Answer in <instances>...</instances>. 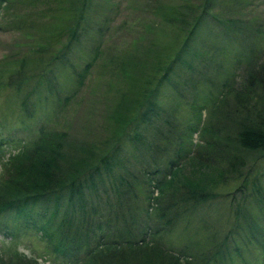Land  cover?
<instances>
[{
  "label": "trees",
  "instance_id": "trees-1",
  "mask_svg": "<svg viewBox=\"0 0 264 264\" xmlns=\"http://www.w3.org/2000/svg\"><path fill=\"white\" fill-rule=\"evenodd\" d=\"M6 1L0 0V9H4ZM92 1L69 2L70 17L62 27L66 31L63 33L66 42L50 53L49 58L41 55L33 61L34 67L42 71L37 75L36 85L48 83L46 88L51 91L56 68L71 71L70 77L74 78L76 86L83 85L98 52L97 48L88 51L82 45L90 32ZM212 4L213 0H202L199 14L185 24L188 28L177 27L172 41L177 52L173 58L165 63L158 55L149 68L144 67L132 76L130 95L121 96L107 116L109 135L100 146L80 143L69 133L42 127L34 140L9 154L4 161L0 150L3 173L0 220L10 215L30 217L39 209L44 219L51 208L47 222L40 219L31 227L39 233L40 239L52 246V251L64 264H218L234 232L229 229L217 237L202 225L201 230L207 232L205 239L192 241L197 235L193 230L204 220L202 211L206 204L219 199L223 202L228 199L229 204L237 196L243 201L253 196L257 205L264 204V189L258 184L262 175L257 171L258 164L264 160V53L259 54L254 47L243 54L237 50L239 56L235 62L239 65L246 61L247 68L235 86L232 85L234 76L219 87L205 82L206 99L212 102L206 121L202 119L203 110L199 109L198 120L187 130L156 127L160 109L156 99L163 87H175L170 78L179 76L183 52L194 43L207 18L215 19L210 13ZM174 21L183 22L172 11L165 22L174 24ZM219 23L228 34L235 35L241 29ZM181 32L184 33L180 40ZM61 36L57 32L53 38ZM73 48L90 55V62L79 72L74 71L67 57ZM185 66L190 68L188 63ZM46 72L51 78L45 79ZM35 90L22 100L20 107L25 114H29L26 99ZM215 95L219 97L217 102ZM192 110L196 108L192 106ZM194 134L199 137L196 142L191 139ZM132 162L139 166L136 173L142 174L141 177L128 171L127 164ZM150 166L154 169H149ZM120 170L127 173L122 174ZM231 183H235L232 190L223 192L221 187ZM250 183L251 194L247 193ZM138 196H143L148 203L149 209L145 210L148 219L138 218L141 211ZM113 209H120L122 214ZM152 216L155 217L153 224ZM58 218L56 229H50L47 225ZM178 223L183 224L182 235L187 244L174 250L167 247V242ZM247 224L254 232H250L254 239L249 241H254L264 258L263 230L256 221ZM65 225L77 227L71 229ZM84 225L83 237L79 230ZM25 226L28 227L26 222ZM191 227H194L192 231ZM234 229L244 230L242 226ZM97 233L98 242L85 248L79 258L77 254L85 245H90V239ZM237 256L243 258L239 252ZM255 261H258L257 256ZM0 264L39 263L13 250L7 256L0 254Z\"/></svg>",
  "mask_w": 264,
  "mask_h": 264
},
{
  "label": "rangeland",
  "instance_id": "rangeland-1",
  "mask_svg": "<svg viewBox=\"0 0 264 264\" xmlns=\"http://www.w3.org/2000/svg\"><path fill=\"white\" fill-rule=\"evenodd\" d=\"M72 1L75 0H7L4 9H0V150L3 161L9 154L16 153L27 142L34 140L42 127L48 131L69 133L73 140L80 143L100 146L109 135L107 116L121 96L130 95L132 76L144 67L149 68L158 55L165 63L174 57L177 51L172 41L175 40L177 27L187 29L185 24L199 14L202 2L93 0L89 15L90 32L88 39L82 40V45L88 51L97 48L96 59L83 85L79 87L74 78L70 77L71 71L69 73L56 68L50 91L46 88L48 83L36 85L37 75L42 71L34 67L33 61L41 55L49 58L50 53H54L66 42V36L63 35L66 31L62 27L70 17L67 7ZM172 11L184 24L165 22L166 16ZM210 13L215 19L207 18L194 43L183 52L179 76L172 75L170 78L176 88L173 85L163 87L156 99L157 107L160 108L157 128L187 130L198 120L199 109L203 110L202 119L205 120L206 116L208 119L212 102L206 99L205 82H213L219 87L234 76L232 85L235 86L240 83V76L247 68L246 61H241L239 65L235 62L239 56L237 50L243 54L245 50L254 47L259 54L264 53V0H213ZM219 22L231 29H235L234 25L241 29L235 35L228 34ZM57 32L62 36L53 38ZM183 33H180V40ZM67 57L76 72L81 71L91 60L90 55H83L77 48H73ZM187 63L190 68L185 66ZM48 78L51 77L47 73L45 79ZM33 89L37 91L27 97L29 114H25L20 105L24 96ZM218 100L219 97L216 102ZM192 106L196 110L193 111ZM191 139L196 142L199 137L194 134ZM133 164H127L128 171L141 177L142 174L136 173L139 166ZM149 169L153 170L154 166ZM1 171L0 166V179L3 175ZM257 171L262 175L258 184L264 189V160L258 164ZM119 172L127 173L123 170ZM234 185L231 183L221 189L223 192L231 191ZM251 190L250 183L247 193ZM156 195L154 192L153 196ZM138 198L141 210L138 218L148 219L145 215V210L149 209L148 203L143 196ZM227 202L228 199L224 202L219 199L206 204L202 211L204 220L195 229L191 227V231H197L192 241L205 239L207 232L201 230L202 225L217 237L230 229L234 233L226 243L228 250L217 263L264 264L260 248L254 241H249L254 237L247 224L256 221L264 233V204L257 205L253 196L245 201L237 196L229 204ZM159 203L163 204L161 200ZM115 210L122 214L120 209ZM51 211V208L46 211L44 219L39 215V209L33 211L30 217L14 218L10 215L0 220V254L7 256L9 252L18 250L29 258L37 259L39 264H64L58 254L52 251V246L40 239L39 233L31 227L33 222L40 219L47 222ZM154 220L152 216V224ZM54 221L47 225L53 230L59 218ZM236 226H242L244 230H235ZM64 227L76 229L77 226ZM182 227L180 223L175 226L167 247L178 250L186 246ZM84 229L86 225L79 230L83 237ZM99 239L97 233L94 239H90V245H85L81 253L77 254L78 257L82 258L85 248L93 247ZM237 252L243 258L237 256ZM255 256L258 261H255Z\"/></svg>",
  "mask_w": 264,
  "mask_h": 264
}]
</instances>
